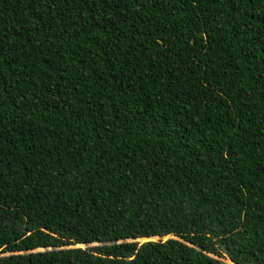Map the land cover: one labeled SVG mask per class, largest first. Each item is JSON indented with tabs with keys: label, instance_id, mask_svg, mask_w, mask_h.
<instances>
[{
	"label": "trees",
	"instance_id": "obj_1",
	"mask_svg": "<svg viewBox=\"0 0 264 264\" xmlns=\"http://www.w3.org/2000/svg\"><path fill=\"white\" fill-rule=\"evenodd\" d=\"M0 253L264 264V0H0Z\"/></svg>",
	"mask_w": 264,
	"mask_h": 264
},
{
	"label": "rangeland",
	"instance_id": "obj_2",
	"mask_svg": "<svg viewBox=\"0 0 264 264\" xmlns=\"http://www.w3.org/2000/svg\"><path fill=\"white\" fill-rule=\"evenodd\" d=\"M167 238H173L172 236H168ZM157 238H151V239H143V238H140V239H135V240H132V241H136L138 243H142V242H145V241H148V240H156ZM165 239V238H163ZM176 239V238H174ZM130 241V240H129ZM96 244H88V245H76V246H71L70 248H77V247H80V248H85V247H88V246H94ZM37 251H42V249H38ZM9 253H0V256L1 255H8ZM13 254H16V253H13ZM212 258H215V259H218L226 264H231L229 261H227L226 259H222V258H219V257H216V256H211Z\"/></svg>",
	"mask_w": 264,
	"mask_h": 264
}]
</instances>
